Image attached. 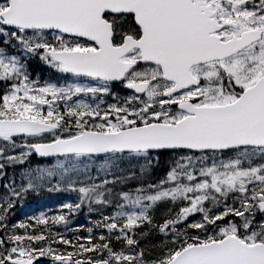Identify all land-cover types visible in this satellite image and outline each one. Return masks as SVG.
I'll use <instances>...</instances> for the list:
<instances>
[{"label": "snow or ice", "instance_id": "6c2138e0", "mask_svg": "<svg viewBox=\"0 0 264 264\" xmlns=\"http://www.w3.org/2000/svg\"><path fill=\"white\" fill-rule=\"evenodd\" d=\"M0 182V264H264V0H0Z\"/></svg>", "mask_w": 264, "mask_h": 264}, {"label": "trees", "instance_id": "16d2710c", "mask_svg": "<svg viewBox=\"0 0 264 264\" xmlns=\"http://www.w3.org/2000/svg\"><path fill=\"white\" fill-rule=\"evenodd\" d=\"M32 71L33 75L39 74L41 79L48 78L49 74L46 76V68L43 67L38 61L32 62ZM46 76V78H45ZM9 173H11V169H7ZM162 171V170H161ZM2 183V182H0ZM74 199V196L70 194H54L46 197H33L30 196L23 204V206L18 205L15 209L14 220H22L27 216L39 214L41 211L47 212L49 209L52 212H55L57 206L66 201ZM51 214V213H50ZM87 222L86 217L83 213L74 218V222L72 227H75L80 224H85ZM46 259V258H42Z\"/></svg>", "mask_w": 264, "mask_h": 264}]
</instances>
